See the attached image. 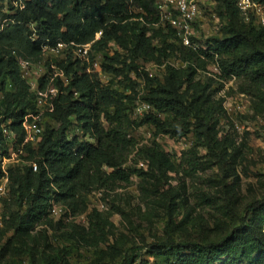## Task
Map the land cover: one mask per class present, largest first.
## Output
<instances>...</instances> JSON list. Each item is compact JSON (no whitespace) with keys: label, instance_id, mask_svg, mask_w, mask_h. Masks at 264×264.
I'll return each instance as SVG.
<instances>
[{"label":"trees","instance_id":"obj_1","mask_svg":"<svg viewBox=\"0 0 264 264\" xmlns=\"http://www.w3.org/2000/svg\"><path fill=\"white\" fill-rule=\"evenodd\" d=\"M214 1L226 35L211 36L204 44L199 40L202 47L195 51L180 42L173 28L154 26L156 0H0V156H9L11 149L6 127L14 134L12 149L22 151L19 161L27 162L7 167L8 195L2 200L1 213L4 228L19 237L29 236L51 216L53 203L69 211L58 219L51 216L62 225L70 215L75 220L85 214L82 206L92 189L101 191L108 179L127 181L130 173L122 166L132 145L129 128L148 125L156 137L184 140L192 132L207 136L211 128L202 115L206 87L197 79L205 66L195 62L197 56L216 59L218 71L241 80L254 108L264 112V53L260 47L264 27L245 23L236 0ZM258 1L264 5V0ZM59 42L71 47L90 43L88 61L69 53L65 59L45 64L47 71L38 83L42 89L56 88L54 109L42 116L41 140L24 144V118L38 114L40 108L20 60L39 62L44 47ZM96 54L103 57V73L112 77L108 84L88 70ZM169 61H179L180 66ZM148 62L167 63L161 77L148 75L143 68ZM53 66L65 80L54 75ZM117 78L129 93L115 86ZM141 82L147 89L142 95ZM138 99L154 111L135 118ZM130 104L132 109L127 112ZM74 125L81 134L70 135ZM103 167L111 170L108 176ZM3 175L0 165V178ZM102 199L106 202L105 195ZM93 208L97 211L91 217L99 216L100 209ZM263 225L264 197L248 204L237 226L219 240L176 241L169 235L159 250L169 264H264ZM65 252L48 256L43 264H69ZM134 263L151 264L133 248L118 262Z\"/></svg>","mask_w":264,"mask_h":264},{"label":"rangeland","instance_id":"obj_2","mask_svg":"<svg viewBox=\"0 0 264 264\" xmlns=\"http://www.w3.org/2000/svg\"><path fill=\"white\" fill-rule=\"evenodd\" d=\"M224 25L206 20L202 44L216 34L225 37ZM260 47L264 53V41ZM60 58L61 52L44 50L42 60L29 63L24 74L38 82L45 64ZM216 61L200 56L195 61L205 66L197 79L206 87L202 115L211 128L207 136L192 132L184 140L156 137L148 125L129 128L132 145L122 167L130 177L108 179L100 187L106 208L99 216L91 217L97 211L94 188L82 206L89 216L86 226L72 219L59 225L49 215L26 237L0 226V264H43L61 250L69 264H118L130 248L151 264H169L159 250L169 235L176 241H207L232 231L244 208L264 197V112L254 108L241 80L216 70ZM101 80L108 84L112 77L105 74ZM118 80L115 86L129 93ZM141 83L142 95L147 89ZM131 109L130 104L127 112ZM69 133L81 130L74 125ZM26 163L20 159L16 166ZM103 170L106 176L111 172Z\"/></svg>","mask_w":264,"mask_h":264},{"label":"built area","instance_id":"obj_3","mask_svg":"<svg viewBox=\"0 0 264 264\" xmlns=\"http://www.w3.org/2000/svg\"><path fill=\"white\" fill-rule=\"evenodd\" d=\"M236 6L245 23H253L255 25L264 27V5L261 2H259L258 0H236ZM214 7V0H156L158 21L157 23H154V26L157 28L166 26L173 28L176 31L180 42L184 46L197 51L200 47H202L199 40H201L200 36L202 35L204 22L206 20L216 22L217 26L220 23L219 18L214 11ZM137 10L140 11V9ZM101 35L102 32H98L95 39H99ZM71 45L59 42L54 47L45 46L44 50L50 49L51 51L61 52L60 59H65L69 53H72L74 58L77 57L88 61V51L91 45L90 43L86 45H77L75 47H71ZM111 46H114V48L116 47L114 44H111ZM102 59L103 57L101 54H96L91 63V68L88 69L89 71L93 70L94 72L98 73L100 77L105 75L102 71ZM178 62L172 63V61H169L167 63L172 66L179 67L180 64ZM167 63L159 65L154 62H148L143 64V68L150 77H161L166 69ZM20 65L23 70V76L25 78H28V76H25L24 70H26L29 63L20 60ZM182 66H185V64H183ZM53 68L56 69L55 66H53ZM216 70L218 69L216 68ZM54 75H59L63 80H65L63 73L61 71H58L57 69L55 70ZM29 83L31 86V91L34 92L36 96V102L38 107L40 108V112L36 115L29 114L24 118L23 127L26 133L24 144L29 142L36 144L41 140V135L43 132V126L41 125L42 116L46 112H53V100L57 94V90L56 88L50 87L42 89L39 83L34 80L29 81ZM153 111L154 108L152 105L141 99H138L135 102L133 116L137 118L143 116L144 113ZM4 133L7 134L10 140L9 146L11 147V149L9 156H0V165L4 173V175L0 178V226H2V200L8 195L9 178L7 174V167L9 166V164H17L19 161V153L22 152L12 149L13 146L11 142L14 138L13 132L4 127ZM140 165L144 166L143 163H140ZM34 169L36 170V166H34ZM95 197V200H93L94 206L100 210L105 209L106 202H104L102 199L103 192L96 191ZM68 212L69 211L60 204L53 203L50 207V215L55 219L60 218ZM70 218L73 217L70 215L69 219ZM74 219L75 222L84 226L88 225L89 223L86 214L75 216Z\"/></svg>","mask_w":264,"mask_h":264}]
</instances>
